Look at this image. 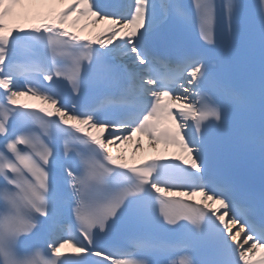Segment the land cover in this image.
<instances>
[{
    "label": "snow or ice",
    "instance_id": "snow-or-ice-1",
    "mask_svg": "<svg viewBox=\"0 0 264 264\" xmlns=\"http://www.w3.org/2000/svg\"><path fill=\"white\" fill-rule=\"evenodd\" d=\"M0 264H264V0H0Z\"/></svg>",
    "mask_w": 264,
    "mask_h": 264
},
{
    "label": "bare ground",
    "instance_id": "bare-ground-1",
    "mask_svg": "<svg viewBox=\"0 0 264 264\" xmlns=\"http://www.w3.org/2000/svg\"><path fill=\"white\" fill-rule=\"evenodd\" d=\"M169 151H173V149H169Z\"/></svg>",
    "mask_w": 264,
    "mask_h": 264
}]
</instances>
